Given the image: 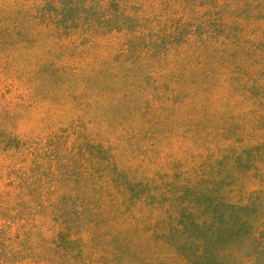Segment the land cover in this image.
Segmentation results:
<instances>
[{"label": "trees", "instance_id": "1", "mask_svg": "<svg viewBox=\"0 0 264 264\" xmlns=\"http://www.w3.org/2000/svg\"><path fill=\"white\" fill-rule=\"evenodd\" d=\"M263 58L264 0H0V264H130L118 221L152 205L204 213L149 232L185 263L264 264ZM166 144L198 179L155 181Z\"/></svg>", "mask_w": 264, "mask_h": 264}, {"label": "rangeland", "instance_id": "2", "mask_svg": "<svg viewBox=\"0 0 264 264\" xmlns=\"http://www.w3.org/2000/svg\"><path fill=\"white\" fill-rule=\"evenodd\" d=\"M123 38L119 35H112L103 45L89 47L85 51H94L97 52L98 55H107L108 57L119 60L120 56L114 55L116 51H120L122 49L121 42ZM193 46L182 47L177 49V59L178 61L173 62L179 70L184 71V80L185 82L193 81L196 83L197 88L201 90L203 83L207 81L205 78L204 70H209V68L204 64L198 62L195 57L188 56L193 51ZM68 51V47L66 48ZM198 50H195V52ZM103 56V57H105ZM264 62V58H263ZM106 65V64H105ZM162 65V64H160ZM159 65V67H160ZM124 64H122L123 68ZM162 67V66H161ZM215 69V68H212ZM181 111L180 113H192L193 115L197 112L194 110L189 111ZM175 147L170 144H166L164 150L156 156L155 163L153 164V169L150 168V172L153 175L155 181H160L162 183L171 186V184H175L178 180H182L183 178H191V180L198 179L200 176L196 174L194 167L191 166L189 171H186V174H180V170L182 167H186L184 161H178L181 159L173 155L185 156L191 154L190 151L188 153L182 154H173ZM168 151L169 155L166 154ZM186 152V151H185ZM185 154V155H184ZM178 161V162H177ZM180 163V164H179ZM215 167H218L217 164H214ZM170 167L173 168L171 172ZM239 171L244 169L243 166H239ZM180 169V170H179ZM194 169V170H193ZM168 172H167V171ZM154 171V174H153ZM178 173V174H177ZM234 175L237 174L234 170L230 172ZM238 177L230 176L229 181L233 182L235 185L240 188L236 190L237 198L245 199L249 195V192L253 188V183L257 184L261 180V176L259 174L252 176H247L244 172H238ZM167 174V175H166ZM229 175V174H228ZM212 178V176L210 177ZM222 184L228 183V180L222 181ZM192 192L189 191L187 194L183 195L184 200L192 198ZM261 196H264V191L261 193ZM160 209V210H159ZM112 215V213H110ZM204 213H167L164 209L157 207L154 209V206H148L143 208L140 213H125L121 219H119L118 223L121 227L128 226V240H129V251H128V260L131 262L130 264H187L185 261L179 256L175 255L172 247L169 245L167 241L164 240L163 237L157 239L152 238L149 235V232L154 229V231L159 235L165 229L170 227L173 216L178 218L180 221L190 222L193 217L199 216ZM264 216V213H261ZM175 218V219H176ZM175 241L180 243L182 236L174 237ZM218 261V259H216ZM217 263V262H215ZM214 263V264H215ZM234 261H227V264H234ZM213 264V263H207Z\"/></svg>", "mask_w": 264, "mask_h": 264}]
</instances>
